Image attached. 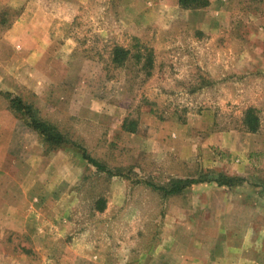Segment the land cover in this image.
<instances>
[{
    "label": "rangeland",
    "instance_id": "obj_1",
    "mask_svg": "<svg viewBox=\"0 0 264 264\" xmlns=\"http://www.w3.org/2000/svg\"><path fill=\"white\" fill-rule=\"evenodd\" d=\"M0 264H264V0H0Z\"/></svg>",
    "mask_w": 264,
    "mask_h": 264
},
{
    "label": "trees",
    "instance_id": "obj_2",
    "mask_svg": "<svg viewBox=\"0 0 264 264\" xmlns=\"http://www.w3.org/2000/svg\"><path fill=\"white\" fill-rule=\"evenodd\" d=\"M178 4L183 8H195V7H204L208 5L209 0H177ZM128 53L127 49L116 47L114 48V61H121L125 55ZM5 99L8 102L9 108H11L19 117L23 118L25 123L31 127L33 130L37 131L45 144V146L49 149H54L61 144L68 142L69 140L66 136L57 129L52 123L47 120L41 118L38 115V111L36 107L27 103L22 99L21 96L12 94L11 92H2ZM245 124L250 131H255L258 127V119L253 114V109L248 108L245 114ZM123 128L127 131L133 132L135 130L134 122L127 125L124 123ZM84 153V152H83ZM85 157L91 162L93 165L99 167V163L93 158L86 156ZM101 167V166H100ZM202 180L194 179V178H186V179H174L173 183L170 185L168 189L162 188L164 193L169 194H177L182 192L185 188L191 186L192 184L198 183ZM215 181L219 185H228L231 184L232 178L229 177H220L219 179H215Z\"/></svg>",
    "mask_w": 264,
    "mask_h": 264
}]
</instances>
